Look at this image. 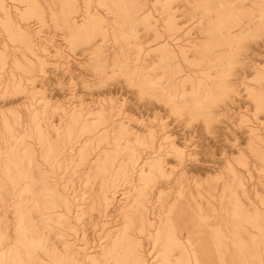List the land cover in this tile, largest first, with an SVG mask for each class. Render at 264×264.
Segmentation results:
<instances>
[{"label": "rangeland", "instance_id": "obj_1", "mask_svg": "<svg viewBox=\"0 0 264 264\" xmlns=\"http://www.w3.org/2000/svg\"><path fill=\"white\" fill-rule=\"evenodd\" d=\"M0 264H264V0H0Z\"/></svg>", "mask_w": 264, "mask_h": 264}]
</instances>
